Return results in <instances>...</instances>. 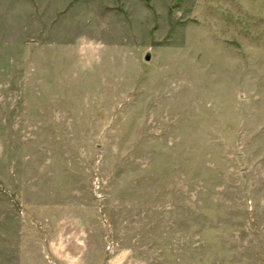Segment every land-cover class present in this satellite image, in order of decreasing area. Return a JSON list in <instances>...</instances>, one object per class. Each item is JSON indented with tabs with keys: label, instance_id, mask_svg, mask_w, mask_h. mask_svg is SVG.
Masks as SVG:
<instances>
[{
	"label": "rangeland",
	"instance_id": "rangeland-1",
	"mask_svg": "<svg viewBox=\"0 0 264 264\" xmlns=\"http://www.w3.org/2000/svg\"><path fill=\"white\" fill-rule=\"evenodd\" d=\"M0 264H264V0H0Z\"/></svg>",
	"mask_w": 264,
	"mask_h": 264
},
{
	"label": "water",
	"instance_id": "water-1",
	"mask_svg": "<svg viewBox=\"0 0 264 264\" xmlns=\"http://www.w3.org/2000/svg\"><path fill=\"white\" fill-rule=\"evenodd\" d=\"M151 59L150 53L145 56V60L149 61Z\"/></svg>",
	"mask_w": 264,
	"mask_h": 264
}]
</instances>
